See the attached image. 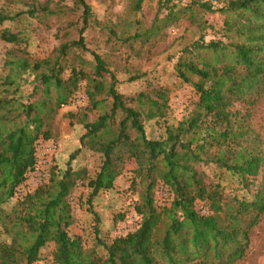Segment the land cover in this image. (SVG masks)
<instances>
[{
  "label": "trees",
  "instance_id": "trees-1",
  "mask_svg": "<svg viewBox=\"0 0 264 264\" xmlns=\"http://www.w3.org/2000/svg\"><path fill=\"white\" fill-rule=\"evenodd\" d=\"M5 1L23 10L2 9L0 27L24 15L56 16L65 19L58 33L75 35H57L62 40L53 52L34 58L24 33L0 29V41L13 45L0 69V227L8 238L0 240V264H36L49 245L53 264H239L247 258L264 218V133L253 124L264 100V0H159L148 25L137 18L146 0H130L116 22L99 19L87 0H70L71 6L67 0L54 6ZM206 15L221 16V27ZM186 18L201 35L174 56V71L198 100L180 121L165 122V136L150 139L146 123L167 118L170 91L122 94L110 65L124 57L128 62L135 45L157 41ZM124 71L130 73L128 66ZM28 76L34 87L25 96ZM80 91L88 104L65 115L71 125L83 126L80 148L66 169L54 168L46 182L17 197L38 164L37 143L58 139L59 110ZM83 150L101 156L94 175L71 166ZM202 166L229 174L247 195L228 193ZM126 173L128 191L137 195L132 205L139 226L107 242L96 215V242L86 248L82 236L71 234L76 221L70 197L80 187L89 189L91 210L93 200ZM159 183L172 194L168 206L156 202ZM200 202L208 214L197 209ZM124 219V213L115 218Z\"/></svg>",
  "mask_w": 264,
  "mask_h": 264
},
{
  "label": "rangeland",
  "instance_id": "rangeland-1",
  "mask_svg": "<svg viewBox=\"0 0 264 264\" xmlns=\"http://www.w3.org/2000/svg\"><path fill=\"white\" fill-rule=\"evenodd\" d=\"M52 1L54 4L59 0H38L39 3L46 4ZM92 6L93 11L103 20L119 21L124 18L130 7V0H87ZM159 0H146L143 4V10L138 14V19L144 23H150L155 15ZM66 5H72L70 0L64 2ZM111 5V6H110ZM2 9H10L13 12L23 10V6H10L5 0H0V11ZM210 23L220 28L223 18L219 15H206ZM65 19L58 21L57 17H50L49 20L39 18H31L24 15L15 21L4 23L0 29L9 28L13 31L22 32L28 38L27 50L34 58H45L53 49L59 45L61 40L57 35L63 36V40L73 37L71 34L64 37L66 30L58 33L59 28L64 27ZM148 25V24H147ZM201 30L198 24H194L190 19L186 18L176 26L169 28L165 35L157 41H153L144 46L135 45V51L128 52L131 55L129 61L126 57L111 63L110 69L119 80L118 90L125 95H136L143 91H152L153 89L164 87L170 91V112L167 118L162 120H153L146 123V132L150 139H160L165 136V122L169 124L180 121L193 107L198 100L197 93L189 85L183 83L174 71V56L185 46L199 39ZM93 47H95L93 45ZM13 48V45L0 41V69L3 67L6 54ZM96 48V47H95ZM126 50V49H125ZM124 50V51H125ZM87 58H92L89 54ZM128 66L130 73L124 71V67ZM143 74V77L137 81H128L130 76ZM26 84L22 91L25 96L29 95L33 90V77L28 76ZM81 102L73 105L72 102ZM88 104L87 97L84 92L80 91L75 98L70 101L66 107L59 110L57 119L58 139L57 140H39L37 143V159L38 164L35 171L28 174V179L23 185L26 191L35 190L40 184L46 182L54 168L59 170L66 169L70 163L71 155L80 148V137L84 130L79 124L71 125L70 121L65 117L69 111H77L84 108ZM253 124L255 128L264 133V100L255 110L253 116ZM43 144V146L41 145ZM53 145L54 149L48 146ZM101 156L95 152L88 150L81 151L78 156L71 162L74 169L87 168L94 175L101 166ZM131 167V166H130ZM200 170L205 172L209 178L218 180L227 188V192L234 195L246 196V192L240 190L237 180L226 174L222 170H218L214 166H202ZM130 174L126 173L116 182L113 190L100 193L92 202L93 212L90 210L88 203L89 189L80 187L70 197L73 206L75 224L70 229L72 235H80L83 237L86 248H92L95 245L94 227L98 225L96 215L100 219L99 228L101 238L107 242L112 241L116 237L126 235L137 229L140 223V217L137 216L133 202L137 199V195H132L129 190ZM155 198L159 206H168L172 201L170 189L159 183L155 189ZM17 197L9 203L8 209H11L17 201ZM197 209L201 214H208V205L200 202ZM125 214V219L116 222L115 218L119 214ZM0 240H8L2 234L0 227ZM53 245L47 246L42 250L41 260L36 264H53L51 252ZM239 264H264V218L262 223L257 227L251 240V246L247 258Z\"/></svg>",
  "mask_w": 264,
  "mask_h": 264
},
{
  "label": "built area",
  "instance_id": "built-area-1",
  "mask_svg": "<svg viewBox=\"0 0 264 264\" xmlns=\"http://www.w3.org/2000/svg\"><path fill=\"white\" fill-rule=\"evenodd\" d=\"M81 102V100H78V102L76 103V102H72V104L75 106V105H77V104H79ZM67 105H63L62 107H66ZM41 145L43 146V144L41 143ZM53 145H49L48 146V150L49 149H54L53 147H52ZM28 192H29V190L28 191H26L24 188H23V186H21L20 188H19V190H18V192H17V197H19V198H22V197H24L26 194H28Z\"/></svg>",
  "mask_w": 264,
  "mask_h": 264
}]
</instances>
